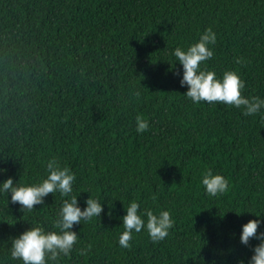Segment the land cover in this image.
<instances>
[{"label":"trees","instance_id":"obj_1","mask_svg":"<svg viewBox=\"0 0 264 264\" xmlns=\"http://www.w3.org/2000/svg\"><path fill=\"white\" fill-rule=\"evenodd\" d=\"M209 27L214 55L201 69L221 80L234 71L244 97L264 100V0H0V182L38 184L55 158L76 177L79 207L90 195L104 208L73 226L78 241L58 264H248L242 225L260 219L264 232V108L245 116L185 96L172 53ZM209 169L229 181L227 193L207 195ZM10 197L0 192V264H23L12 238L30 226L59 231L71 197L49 194L24 213ZM132 201L145 220L146 208L169 211L164 240L142 230L119 246Z\"/></svg>","mask_w":264,"mask_h":264},{"label":"clouds","instance_id":"obj_2","mask_svg":"<svg viewBox=\"0 0 264 264\" xmlns=\"http://www.w3.org/2000/svg\"><path fill=\"white\" fill-rule=\"evenodd\" d=\"M216 43V34L209 27L201 35L196 43L191 44L186 50L176 47L173 55L183 67V77L180 84L187 85L188 89L184 93L192 102L199 104L201 101L208 103H222L236 108L243 109V115L251 116L260 112L264 108V100L259 97L246 98L241 94L245 87V82L234 71H225L222 80L217 79L214 71L201 69V64L210 60L214 53L209 45ZM236 63L242 64V58H237ZM176 65V64H175ZM171 69L175 71V66ZM135 95L139 97L140 93ZM149 123L142 116L136 117V131L146 132ZM47 177L42 182L33 185L18 184L9 176L0 182V192L11 193L10 202L19 204L21 211H32L36 205H44V198L49 194L59 192L64 197L62 206L58 213V219L54 223V228L59 231H45L40 226H30L19 236L11 240V258L21 260L23 264H58L61 257L69 256L78 241V233L73 231V226L81 224V221H91L93 218L99 220L104 211L103 204L90 195L86 199V207L82 210L78 205V196H71L73 192V182L75 175L68 167H61L59 162L52 158L46 165ZM7 172L6 168L0 167V173ZM202 184L210 197H219L229 190V181L220 174H213L206 170L202 175ZM156 199L155 196L152 197ZM9 204V199L7 200ZM140 205L132 201L125 209L126 214L121 218L124 231L119 236V246L130 248L133 239V232L140 233L146 230L153 242L164 240L169 235V230L174 226V220L169 211H161L158 215L151 209H144L146 220L139 214ZM227 213V212H226ZM225 213V214H226ZM198 214V213H197ZM241 213H237L239 215ZM111 215V212H109ZM261 217L264 215H257ZM261 220L252 219L242 225L240 242L245 246H250L252 255L248 259V264H264V232H258ZM256 239L259 243L251 245L250 241ZM88 249H80V255H85ZM239 264H244L243 260Z\"/></svg>","mask_w":264,"mask_h":264}]
</instances>
